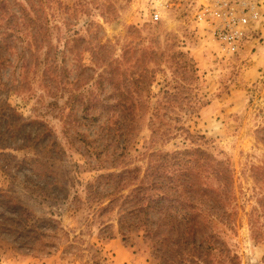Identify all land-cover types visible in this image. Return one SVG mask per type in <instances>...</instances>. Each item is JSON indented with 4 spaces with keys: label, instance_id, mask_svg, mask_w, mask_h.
<instances>
[{
    "label": "rangeland",
    "instance_id": "obj_1",
    "mask_svg": "<svg viewBox=\"0 0 264 264\" xmlns=\"http://www.w3.org/2000/svg\"><path fill=\"white\" fill-rule=\"evenodd\" d=\"M8 2L18 16L19 32L9 51L12 64L2 71L7 86L0 92V144L8 148H0V192L23 207L28 219L18 221L5 214L11 221H0L1 228H7L0 235V264H166L157 259L143 228H136L141 218L119 214L122 200L102 215L98 205L89 201L87 188L98 176L114 172L115 165L140 167L144 173L152 152L177 155L190 150L206 153L214 165L222 162L233 176L234 201L227 211L234 212L235 223L231 229L215 223L220 244L208 264H264L262 195L257 182V173L264 168V31L249 38L238 54L228 55L212 38L210 25L199 22V7L193 1L169 9L160 23L150 21L139 0ZM22 5L36 23L24 20L28 30L23 34ZM38 11L42 18L37 21ZM45 33L50 48L49 43L28 46L32 36ZM103 45L110 47L106 52L114 58L129 47L136 56L150 54L140 69L147 68L155 80L150 97L143 100L141 119L132 128L120 110L113 115L94 113L95 120L81 119V110L73 112L65 105L68 93L79 85L57 95L52 83L43 80L45 53L55 48L53 52L66 59L62 67L71 73L70 80L77 75L89 79L77 92L92 83V92L99 93L101 65L93 61ZM23 55L40 59L39 64L32 63L25 83ZM82 61L96 72L81 71ZM193 64L195 75L188 72ZM163 91L174 94L169 103L191 102L196 108L193 113L169 114L168 124L185 132L173 129L153 143L150 117L164 101ZM26 135L30 139L25 140ZM128 135L129 145L124 141ZM131 189L119 195H128ZM42 220H52L49 224L57 230L56 235L50 232L51 242L35 240Z\"/></svg>",
    "mask_w": 264,
    "mask_h": 264
},
{
    "label": "trees",
    "instance_id": "obj_2",
    "mask_svg": "<svg viewBox=\"0 0 264 264\" xmlns=\"http://www.w3.org/2000/svg\"><path fill=\"white\" fill-rule=\"evenodd\" d=\"M8 4V0L0 3V92L6 90V88L2 89V86H7V83L2 81V71L12 64V53L9 51L12 48V41L17 38L15 35L19 32L18 16L12 13ZM14 5L19 6L17 3ZM20 8L23 9L24 15V17L21 16V34H23L28 30L24 28L26 27L24 20L31 24L36 23L29 14L30 9L24 5ZM39 18H42V15L38 11L37 21ZM45 34L44 36L40 34L32 36L28 46L32 48L37 44L39 46V43L40 45L49 43L46 39L48 33ZM53 49L55 48L47 50L43 59L45 66L42 74L43 80L52 83L56 91L58 90L57 95L61 91L65 94L66 90H70L69 86L79 85L78 87L81 88L89 79L84 81L77 75L74 80H70L71 73L62 67L66 63L65 57L60 58L57 52H53ZM107 49L110 47L101 46L96 54L97 58L95 56L96 60L93 61L96 66L101 65L98 67L101 72L96 82L99 93L92 92L93 84L90 83L91 85H87L83 91L77 92L80 88L70 91L65 105H69L73 112L75 109L81 110L84 116L81 119L84 120L97 119L94 113L108 112L107 114L113 115L114 112L120 110L119 113L124 115L129 128H132L141 119V112H144L146 105L143 100L147 102L155 80L154 74L147 68L140 69L141 64L147 62L150 54L136 56L135 51L129 47L122 56L114 58L106 52ZM39 60V57L35 55L21 57V67L27 71L24 72L26 75H21L24 83L28 79L32 63L36 62L37 65ZM80 69L96 72L95 68L86 67L83 61ZM197 71L194 64L192 69H188V72L193 75ZM104 94L107 96L102 98ZM173 95L170 91H163L164 101L158 102L151 114L153 143L156 139L171 135L173 129L185 132L182 127L172 128L168 124L169 119L172 120L170 117L166 119L169 114H174L177 110L195 112L196 107L191 105V102L169 103V98ZM59 98H65V95ZM111 100L113 103L110 102ZM185 108L188 110L184 111ZM73 112L68 117L72 116ZM13 115L15 116V113ZM175 120L176 124H179L181 117ZM28 123L34 124V122ZM43 137L47 138L44 135ZM27 138L30 139L28 135L25 140ZM128 138L131 137L128 135L124 141L129 145ZM261 140L264 142V138ZM28 142L33 143L34 141ZM128 145L125 144L123 149H126ZM0 148L5 150L8 147L0 144ZM210 159V156L201 151L190 150L177 155L154 151L150 154L151 163L144 173L140 167L125 166L119 169L115 165L114 172L100 175L89 184L87 195L90 202L98 205L102 215L113 211L116 203L122 200L123 204L119 209V214L136 215L135 217L141 218L136 228H143L145 238L149 243H153V249L159 261L164 259L166 264H208L210 254L218 250L220 244V238L216 237L214 232L217 228L215 223L227 225L229 229L235 223L234 212L229 214L227 211V207L234 201L231 170L222 162H216L214 165V161L209 162ZM257 182L262 195L259 204L263 212L259 217L264 220V168L257 173ZM128 188H132L128 195H119ZM5 214L14 215L18 221L28 219L23 207L16 205L5 193L0 192V221H11L5 217ZM50 222L53 221H41L43 223L41 229L34 233L37 242H45V240L51 242L54 236L50 232L57 234V230L49 224ZM3 224L0 223V230H2L0 235L7 230V228H1ZM110 238L112 239V236ZM21 245L28 248L26 242H22ZM47 247L51 248V245H46ZM47 254L50 253L47 252ZM229 260L233 263L235 259Z\"/></svg>",
    "mask_w": 264,
    "mask_h": 264
},
{
    "label": "built area",
    "instance_id": "obj_3",
    "mask_svg": "<svg viewBox=\"0 0 264 264\" xmlns=\"http://www.w3.org/2000/svg\"><path fill=\"white\" fill-rule=\"evenodd\" d=\"M190 1L197 2L199 22L210 25L212 38L228 55L238 54L249 38L263 35L264 0H139L152 23L163 22L169 9Z\"/></svg>",
    "mask_w": 264,
    "mask_h": 264
}]
</instances>
